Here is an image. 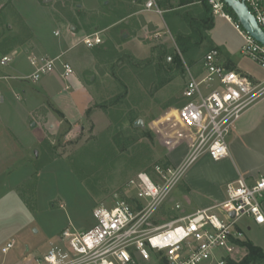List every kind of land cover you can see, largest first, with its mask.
Instances as JSON below:
<instances>
[{"label":"rangeland","instance_id":"obj_1","mask_svg":"<svg viewBox=\"0 0 264 264\" xmlns=\"http://www.w3.org/2000/svg\"><path fill=\"white\" fill-rule=\"evenodd\" d=\"M129 1L133 10L142 9L144 0ZM181 1L158 0L156 13L164 21L160 24L150 13L146 20L135 16L116 29L100 18L101 13L87 9L86 0H0V60L12 55L7 65L0 62V88L6 99L0 103V248L16 241L0 257L15 254V264H29L32 256L59 241L62 230L94 226L95 206L133 203L135 189L128 183L139 172L155 177L156 164L173 165L172 158L186 156L189 131L176 113L189 71L203 73V57L214 42L238 51L244 40L220 15L210 33L202 34L194 19L205 12L203 3L181 6ZM56 27L61 37L54 36ZM94 32L103 42L93 49L79 44L77 55L80 61L91 59L84 71L95 83L94 98L85 115L69 119L40 89L48 74L37 81L29 77L34 70L26 57H49L38 52L37 42L51 49L66 35L76 41ZM177 35H192L187 53L181 52ZM203 37L204 42L196 44ZM21 52H26L24 57ZM242 58L254 76L264 75L258 63ZM14 73L25 76L12 79ZM139 120L142 126L135 125ZM182 179L157 212L156 223L193 209L181 191ZM243 230L248 236L261 234L255 228ZM243 254L238 262L247 256L246 246ZM251 264H264V259Z\"/></svg>","mask_w":264,"mask_h":264},{"label":"built area","instance_id":"obj_2","mask_svg":"<svg viewBox=\"0 0 264 264\" xmlns=\"http://www.w3.org/2000/svg\"><path fill=\"white\" fill-rule=\"evenodd\" d=\"M214 15L231 20L242 34L241 53L264 68V46L250 36L238 21L225 11L223 0H208ZM258 24L264 29V0H245ZM145 9H158L156 0H145ZM78 42L94 47L103 42L98 32L83 35ZM60 56L32 58L38 80L56 69ZM217 48L207 52L201 75L189 71L182 92L183 104L176 119L189 131L188 151L177 165L154 166L155 177L139 172L128 185L135 189L133 203L121 200L112 207L97 205V222L90 229L66 228L59 241L29 264H228L244 256L245 219L264 224V175L251 182L240 176L227 184L224 201L211 207L182 214L156 223V215L186 171L201 157L220 160L229 155L228 137L243 114L264 96V81L257 82L221 62ZM12 55L2 56L7 65ZM68 77L74 71L61 62ZM19 97L18 94H16ZM4 94L0 91V103ZM176 204V209H180ZM16 245L15 239L0 248L6 256Z\"/></svg>","mask_w":264,"mask_h":264},{"label":"crops","instance_id":"obj_3","mask_svg":"<svg viewBox=\"0 0 264 264\" xmlns=\"http://www.w3.org/2000/svg\"><path fill=\"white\" fill-rule=\"evenodd\" d=\"M156 1L157 7L160 8L158 0ZM198 1L200 0H197L196 2ZM84 5L87 9L89 8L92 11L101 13L99 14L100 18H102L108 25L116 27V29H121L131 23L135 16L146 20L147 16H150V13H155V16L153 17L156 24H160V21L164 22L162 19L163 15H158L156 9H145L144 2L142 4V9L136 11L133 10L131 1L129 0H112L109 4H107V2L102 3L100 0H95L94 2L86 0ZM161 5L163 6L164 4L161 3ZM213 16L214 18L216 17L214 13ZM228 22L235 28V25L231 20H228ZM64 23L65 20L63 19L61 24L63 28H65ZM56 29H58V27L53 31L54 36L61 37L63 32L60 33V31H55ZM210 31L211 30H208L207 34H209ZM239 34L242 36L240 32ZM64 35L66 34L64 33ZM79 39L80 38L78 37L75 41L74 38L66 35L64 41L57 43L51 49L44 48L41 42H37L40 48H38V52L42 55L49 56L50 58L61 57L60 61L57 62L55 71L48 74V77L45 79V82L40 89L44 93L45 98L56 105L65 117L69 119L85 115L94 98L95 83L87 79L88 73L85 72L87 68L86 66L88 62L90 63L91 59L87 58L80 61L77 58V55L81 51L79 44L85 49H93L98 45L87 47L82 42H78ZM225 44L223 42H220V44L214 42L215 46H213L212 49L217 48L220 51V60L227 68L240 71L254 81H264V75L254 76L253 72L244 66V60L242 57L247 58V56H244L241 53V50H230V47L227 46V44V47L224 46ZM66 45L68 46L67 48H65ZM21 53L23 55L20 54V56L24 57L26 52ZM36 54L38 55V53ZM26 59L31 64V58L28 56ZM62 61L70 63L74 69L73 73L68 77L63 76L64 69L61 63ZM80 63L81 73H79ZM31 66L33 67L32 64ZM14 76L15 73L11 78H20L19 80L21 81L22 77L25 75H16L19 78ZM8 85L13 87L10 82ZM1 92L4 94L3 90ZM14 93L18 94L19 97L17 98L21 99L20 93L15 90ZM5 100L4 94V100L2 103H4ZM228 145L229 155L227 157L220 160H214L208 155H204L193 167L186 171L182 179L181 191L187 202L194 204L193 209L188 207L190 210L187 213H192L197 209L207 208L224 201L226 198L227 184L236 180L240 176H244L249 181L253 182L264 175V96L243 114L238 121L236 128L228 138ZM183 158L184 156L182 155L175 159L172 158L173 165L179 164ZM243 227L249 231L255 228L261 233L260 235L256 234L254 236H248V234H245V237L254 245L259 246L264 250V224H255L247 219L244 221ZM11 255L12 256L9 257H0V264H15V257H13L15 254Z\"/></svg>","mask_w":264,"mask_h":264},{"label":"trees","instance_id":"obj_4","mask_svg":"<svg viewBox=\"0 0 264 264\" xmlns=\"http://www.w3.org/2000/svg\"><path fill=\"white\" fill-rule=\"evenodd\" d=\"M197 0H182L180 2L181 6H185L188 4H192ZM204 7L205 12L201 13L198 18L194 19V23L197 28L200 29V32H207L208 30L212 29L214 26V16L212 14V7L208 0H200ZM225 11L229 14L232 18H235L237 21L236 15L233 10L225 4ZM233 18V19H234ZM195 34L198 33L196 28L194 29ZM203 34V33H202ZM192 35H177V43L178 46L183 53H187L188 50L192 47L193 43L191 42ZM201 41L197 42L196 44L201 45L204 42L205 37L200 39ZM243 244L247 247L248 254L247 256L240 262L230 261L228 264H251L258 260L264 259V250L259 246L254 245L251 241H245Z\"/></svg>","mask_w":264,"mask_h":264},{"label":"water","instance_id":"obj_5","mask_svg":"<svg viewBox=\"0 0 264 264\" xmlns=\"http://www.w3.org/2000/svg\"><path fill=\"white\" fill-rule=\"evenodd\" d=\"M236 15L237 21L243 29L252 36L256 41L264 46V29L258 24L255 16L251 13L245 0H223ZM136 126H142L141 120L137 121Z\"/></svg>","mask_w":264,"mask_h":264}]
</instances>
